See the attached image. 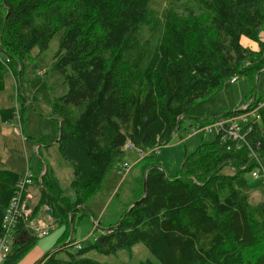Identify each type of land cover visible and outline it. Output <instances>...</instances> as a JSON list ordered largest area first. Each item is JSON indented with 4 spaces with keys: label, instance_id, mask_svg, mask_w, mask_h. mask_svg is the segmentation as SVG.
<instances>
[{
    "label": "trees",
    "instance_id": "1",
    "mask_svg": "<svg viewBox=\"0 0 264 264\" xmlns=\"http://www.w3.org/2000/svg\"><path fill=\"white\" fill-rule=\"evenodd\" d=\"M159 2L0 0V92L6 70L17 80L24 58L34 48L45 50L61 33L53 69L63 75L68 91L53 115L61 130L58 152L72 167L75 199L64 196L51 169L34 175L38 198L31 219L46 207L53 224L65 229V239L40 264H103L86 254L115 256L136 244L157 264H264V203L251 205L233 185L248 171L241 170L247 152L228 151L216 138L183 157L179 174L169 178L154 151L169 144L190 107L226 77L255 76L264 69V0ZM242 37L260 49L242 46ZM15 115L14 108H0L2 123ZM254 128L261 158L264 108ZM128 149L142 153L135 164L139 197L91 246L70 252L72 240L64 243L70 215L73 222L87 215V201ZM225 168H234L233 174H224ZM20 176L0 170V233ZM38 239L21 222L3 264H18Z\"/></svg>",
    "mask_w": 264,
    "mask_h": 264
},
{
    "label": "rangeland",
    "instance_id": "2",
    "mask_svg": "<svg viewBox=\"0 0 264 264\" xmlns=\"http://www.w3.org/2000/svg\"><path fill=\"white\" fill-rule=\"evenodd\" d=\"M157 1L163 6L168 0ZM193 2L194 0H181V3L188 5H192ZM2 16L0 8V24ZM60 35L61 33H57L45 50L39 51L34 48L24 58L23 71L17 80L9 69L3 73L4 89L0 92V108H14L16 116L8 123L0 121V170H9L18 175H24L29 170L32 174L40 176L45 169H51L63 189L64 196L73 202L75 199L71 188L73 171L58 152L60 127L58 118L53 115L55 103L68 91L63 75L53 69V57L58 50ZM260 40L264 57V29L260 33ZM241 45L253 51L260 49L256 42L245 37L241 38ZM232 77H226L221 87L194 103L190 107L189 116L182 120L178 132L171 138L169 144L159 149L156 160L166 177H176L184 156H189L200 144L212 143L217 138L215 134L189 137V126L195 122L194 119L219 117L243 108L254 97L264 99V69L255 76L238 75L235 83L231 82ZM140 159L135 150L128 149L122 162L118 163L105 178L101 190L87 201L85 206L87 215L81 219L79 214L74 222L72 221L70 252H76L77 245L82 248L91 246L103 231L119 223L128 205L139 197L135 180L139 171L135 164ZM260 160L264 166V157ZM123 164L131 166V170L126 173ZM256 170L261 173L258 179L251 176V172ZM252 171L241 173L233 185L237 190L247 194L251 205L256 206L264 203V175L259 167ZM222 172L233 174L230 168H225ZM32 189L33 194H30L33 200L27 202L31 209L38 198V195L34 194L38 189L34 186ZM44 213L40 212L39 215L43 217ZM38 238L36 244L46 243L47 253L58 241L65 239V229L55 225L47 236ZM86 257L103 264H141L146 261L157 264L142 244L134 245L130 251H120L115 256H102L91 251Z\"/></svg>",
    "mask_w": 264,
    "mask_h": 264
},
{
    "label": "built area",
    "instance_id": "3",
    "mask_svg": "<svg viewBox=\"0 0 264 264\" xmlns=\"http://www.w3.org/2000/svg\"><path fill=\"white\" fill-rule=\"evenodd\" d=\"M237 81V75L231 78V82ZM264 108V99L250 100L238 112H230L219 117L195 121L189 126L188 136L215 134L221 144L226 146L228 151L239 152L245 150L249 161L241 166V170L252 171L260 168L264 175V166L260 157L256 153V147L253 138L254 126L259 122V111ZM16 116V115H15ZM252 118V119H250ZM181 119V118H180ZM180 128L177 129L178 132ZM184 142V140H182ZM158 153L159 148L154 149ZM142 158V153L137 152ZM125 172H129L131 166L123 164ZM234 172V168H230ZM251 176L254 179L261 177L260 171H252ZM34 174L29 170L21 175L15 186L14 194L4 211L0 233V264H3L6 256L11 251L14 235L18 225L22 222L25 228L30 230L37 237H45L50 230L54 229V224L47 214L41 217L39 214L31 219L32 209L28 207V201L33 200L29 189L33 187ZM47 208H44V212ZM81 246L77 245V249Z\"/></svg>",
    "mask_w": 264,
    "mask_h": 264
},
{
    "label": "crops",
    "instance_id": "4",
    "mask_svg": "<svg viewBox=\"0 0 264 264\" xmlns=\"http://www.w3.org/2000/svg\"><path fill=\"white\" fill-rule=\"evenodd\" d=\"M43 173V172H42ZM42 175V174H41ZM33 187L29 189V193L33 194ZM36 196L38 195V192L34 193ZM46 243H38L36 246L29 252L27 253L22 260L18 264H36L37 262L40 261V258H42L46 253H45V247ZM54 246V245H52ZM53 248V247H52Z\"/></svg>",
    "mask_w": 264,
    "mask_h": 264
},
{
    "label": "water",
    "instance_id": "5",
    "mask_svg": "<svg viewBox=\"0 0 264 264\" xmlns=\"http://www.w3.org/2000/svg\"><path fill=\"white\" fill-rule=\"evenodd\" d=\"M178 127H179V122H178V124H177V129H178ZM60 133H61V130H59V137H58V140L60 139ZM185 157V156H184ZM46 170V169H45ZM45 170H44V172H45ZM134 204H132L130 207H132ZM45 214H47L50 218H51V211L50 210H46L45 211ZM69 221H70V223H69V226H70V230H69V238H68V240H67V242H65V244H67L69 241H70V239H71V234H72V229H73V222H72V215H70V219H69ZM65 244H62V245H65ZM52 251V250H51ZM51 251L50 252H47L41 259H40V261L37 263V264H40L50 253H51Z\"/></svg>",
    "mask_w": 264,
    "mask_h": 264
}]
</instances>
